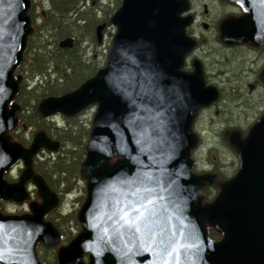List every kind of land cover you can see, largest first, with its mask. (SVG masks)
Wrapping results in <instances>:
<instances>
[{
	"label": "water",
	"instance_id": "95a60500",
	"mask_svg": "<svg viewBox=\"0 0 264 264\" xmlns=\"http://www.w3.org/2000/svg\"><path fill=\"white\" fill-rule=\"evenodd\" d=\"M235 1L247 14L222 23L224 43L264 44V0ZM30 7L31 0H0V199L17 202L28 196L32 156L42 146L58 148L42 133L29 149L8 135L18 123L15 71L32 32ZM189 9L188 0H123L112 18L118 31L106 67L77 91L41 103L45 116L75 115L98 104L81 168L88 179L78 214L83 230L59 250L58 264H264V116L238 142L237 175L214 202L199 200V187L211 177L192 171L198 138L191 128L219 90L206 85L199 61L194 73L183 70L196 44L186 33ZM105 27H97L99 43ZM59 46L72 48L74 39ZM113 157L121 159L110 166ZM20 159L27 169L19 183L9 184L4 174ZM34 182L43 202L31 205L32 214L0 211V264H42L37 243L60 241L45 221L58 196L42 177ZM133 219L136 224H129ZM206 223L223 233L221 241L212 242Z\"/></svg>",
	"mask_w": 264,
	"mask_h": 264
},
{
	"label": "rangeland",
	"instance_id": "374dc122",
	"mask_svg": "<svg viewBox=\"0 0 264 264\" xmlns=\"http://www.w3.org/2000/svg\"><path fill=\"white\" fill-rule=\"evenodd\" d=\"M34 1L36 4H41V6L36 5L35 12L37 18L35 19V23L42 27L43 20L41 16L44 15L45 11H49L50 6L47 0ZM230 1L233 2V0H190L192 4L191 8L189 12H186L184 15L186 16V14H191L193 17L194 15H197L198 18L196 23L193 22L187 27V29L189 28L192 31L191 35H187L196 41V45L192 51L187 53L185 57V65L189 67L190 70L188 71L193 72L195 71V61H199L202 67L203 75L206 66L208 73V81H206L209 85H214L219 88V96H221L215 104L203 107L192 125V130L202 140V144L197 148H194L195 152L193 153V160L196 167L193 171L194 173L201 175L204 172H208L213 169L215 170L217 164H221L222 169L220 170L222 172L224 171L227 175L226 177L237 175L241 165L240 154L237 147L238 142L244 140L243 135L248 134L250 128L255 124L254 122L264 113V82L261 79V72L262 69H264V44L253 46L243 43L239 46H227L220 39L222 36V21L227 18V16H235L234 18L243 16L240 6L235 5ZM117 2L118 0H102L100 4V0H98L96 4L93 5L92 0L89 3L86 1L85 5L80 6L81 8L79 11L80 13L92 11L89 13H94L96 19H102L100 24L106 23L108 25L109 20H111L113 14L117 11ZM120 2L123 3V0H120ZM97 5H102L104 8L100 9V11L96 10ZM98 24L99 23L95 21L91 30L88 31V40L85 35L82 36V34L80 39L77 37V33H75V38L78 40V50L82 54H86V58H84L85 60L91 59L95 62V64L99 63V66H105L107 64L108 56L113 48V41L117 33V28L113 24L108 25L104 31L102 43L99 44L96 41L97 35L95 32ZM74 31H77V29ZM40 33L43 35L45 32ZM54 34L55 32L51 35H43V39L49 40V50L51 51L57 48L59 42L54 40L51 41V36ZM195 37H197L199 41H197ZM58 39H61L60 36H58L56 40ZM40 44H43V40ZM243 60L246 61L243 62ZM239 65H246V71L241 72ZM243 73H247V75H244ZM56 78H58V76H53V79ZM37 83L39 82L36 81L34 84ZM42 89L43 88L41 87L40 90ZM97 110L98 104H92L79 112L76 115L77 117L73 119H77L79 124L85 121V124H90L89 127H91L92 130L93 120ZM47 121L49 123L54 122L57 127H62L67 124V119L62 114L52 116L48 118ZM43 125L44 122L41 126L42 128ZM228 127H232V130ZM37 129L38 128H30L28 133H25L28 139V145L31 142L33 143V139L37 135L36 133H38ZM214 129L218 130L214 131ZM83 139L86 140L84 137ZM59 149H61V146H59ZM40 153L42 154H40V157H37L36 159L42 161L46 158H53L56 155H50L46 151ZM31 169L36 174L33 165ZM25 170L26 166L24 162H22L21 167L19 166L15 168L11 171V174L7 178L5 175V178L7 180L10 179L15 181V184L19 183ZM203 175L211 177V184L206 185H212L215 176L210 174ZM32 178L33 177L27 181V186H29L30 191V199L32 202L42 203L41 201H43V198L39 195L38 188L33 183ZM73 181L75 184L73 189L66 194L57 190L55 191V193H57L60 197L59 204L56 209H59L64 215H72V212L74 211L79 214L82 204L87 198L86 190L88 179H82L77 175ZM13 203L16 204L17 202H10L6 200L5 204L8 208V213L5 215L21 216L31 214V203L27 201L16 205ZM46 216V219H50L51 212H49ZM67 224L64 225V231L66 233L65 241H67V238L71 239L73 237L74 239L83 230L81 224L79 223L78 225L75 220ZM214 230L218 233H222L217 229ZM59 243L57 245H51L54 246L52 247L53 250L48 252L43 251L42 247L39 248V258L43 256L49 261V264H58V252L60 248L68 245L65 242L64 244Z\"/></svg>",
	"mask_w": 264,
	"mask_h": 264
},
{
	"label": "trees",
	"instance_id": "16d2710c",
	"mask_svg": "<svg viewBox=\"0 0 264 264\" xmlns=\"http://www.w3.org/2000/svg\"><path fill=\"white\" fill-rule=\"evenodd\" d=\"M47 1L50 8L49 11H45L44 15L41 16L43 20V26L41 27L35 23V19L37 18L35 12L36 5L41 6V4H36L34 0H31L32 4L28 14L31 17L32 32L28 36L23 62L16 68L15 71V77L20 78L19 90L14 100V102L19 107V119L16 128L12 130L9 135L12 142H16L22 144L24 147H27L28 139L25 133H28L30 128H38V133L36 134L44 133L49 139L55 140V142L57 141L59 143L61 149L58 150L57 154L53 158H46L42 161L34 157L32 165L35 169L36 175L41 176L45 180L52 192L55 193L57 190L66 194L73 189L75 185L73 180L77 177V175L83 179L81 175V167L87 157V145L92 130L91 127H89L90 124H85V121L79 124L77 119H73L77 117L76 115H63L67 119V124L62 127H57L54 122L49 123L47 121L48 118L41 112L40 105L48 98H59L77 91L83 86V84L94 78L98 72L105 67L99 66V63L95 64V62H93L91 59L85 60L84 58H86V54L84 55L78 50V40L75 38V33H77V37L80 39L82 34V36L85 35L86 39L88 40V31L91 30L95 21L99 23L97 27L101 25L100 22L102 19H96L94 13H89L92 11L80 13V6L85 5L86 1L88 3L91 2V0ZM97 1L98 0H92V4L95 5ZM101 1L102 0H100V4ZM232 3L240 6L243 15L246 14L244 7L239 2L233 1ZM121 6L122 2L118 0L116 10L118 11ZM103 8L104 6L97 5L96 10L100 11V9ZM116 12L113 14V16L116 14ZM228 17L229 16H227V18ZM112 18L109 20L108 25L112 24ZM108 25L106 24V27ZM106 27L103 30V34ZM76 29L77 31H74ZM186 31L188 35L192 34V31L189 28ZM40 32H45L43 35H51L55 32V34L51 36V41H59L55 50H49V40L43 39V35H41ZM58 36H60V40H56ZM68 38L74 39V46L72 48H61L59 46L60 42ZM42 40L43 44H40ZM96 41L99 43L98 39ZM245 61L246 60H243V62ZM239 66L241 68V72L246 71V65ZM53 76H58V78L53 79ZM36 81L39 83L34 84ZM41 87L43 88L42 90H40ZM263 115L264 113L254 123L256 124ZM43 122L44 125L42 128L41 126ZM228 128H231L230 130H232V127ZM248 134H244L243 139H246ZM83 137L86 138V140H84ZM201 144L202 140L199 138L197 147ZM194 152L195 149L192 152V158H194ZM118 160V157L112 158L109 160V164L113 165ZM195 168L196 167L194 165L193 170ZM220 169H222L221 164H217L215 170L213 169L203 173L215 176L212 185L209 186L203 183L199 188V199L204 204H210L214 202L220 194L222 186L231 181V179L236 176H228V178L226 177L227 175L224 173V171L222 172ZM28 201L29 203L32 202L31 199ZM56 208L50 211L51 217L50 219L47 218L46 220L52 222L61 233L62 238L60 243L64 244V242L66 243L69 241L66 243L69 244L74 239L73 237L71 239L67 238V241H65L66 233L64 231V225L71 223L74 220L79 225L77 218L78 214L74 211L72 212V215H64L59 209ZM208 232L212 240L222 239V233H218L216 230H214V228H212V226H208ZM41 247L43 248V251L48 252L53 250L52 247L54 246L39 243L37 246V251ZM40 259L42 263L49 264V261L43 256Z\"/></svg>",
	"mask_w": 264,
	"mask_h": 264
},
{
	"label": "flooded vegetation",
	"instance_id": "af4514ba",
	"mask_svg": "<svg viewBox=\"0 0 264 264\" xmlns=\"http://www.w3.org/2000/svg\"><path fill=\"white\" fill-rule=\"evenodd\" d=\"M189 2H190V0H188ZM190 5H192L191 4V2H190ZM206 12H207V9H206ZM197 20H198V18H197V15H194V17H193V21H192V23L194 22V23H196L197 22ZM196 39H197V37H195ZM199 38V37H198ZM220 39L222 40V38L220 37ZM197 41H199L198 39H197ZM240 44H237V45H232V46H239ZM261 48V47H260ZM253 49H259V48H253ZM204 69V68H203ZM185 70H187V72H191V71H188V70H190L189 69V67H187L186 66V69ZM204 76H205V80H207L208 81V73H207V70H206V66H205V71H204ZM206 81V82H207ZM51 117V116H50ZM50 117H47V118H50ZM36 137V136H35ZM35 137H34V139H33V142H34V140H35ZM51 140V139H50ZM52 142H55V141H53V140H51ZM32 143V142H31ZM31 143L26 147V148H29V147H31ZM56 144H58V148H57V150H50V149H48L47 147H44V146H42L41 148H40V150H38L37 151V153L36 154H34L33 156H32V158H31V165H30V170H31V172H32V175L30 176V178L31 177H33L32 178V181H33V183L35 184V182H34V177H36V176H39V175H36L34 172H33V170L31 169V167H32V164H33V160H34V157L35 158H37V157H40V154H42V153H40V152H48L50 155H53V154H57V152H58V149H59V143L58 142H55ZM22 162H24V164H25V161L24 160H21V161H19V162H17V164H15L13 167H11L6 173H5V175H6V178L11 174V171H13L15 168H17V167H21V163ZM26 166V165H25ZM26 169H27V166H26ZM30 178H28L26 181H25V185H26V188H27V190L29 191V186H27V181H29L30 180ZM7 180V179H6ZM31 181V182H32ZM7 182L10 184V183H13V184H15L14 182L15 181H13V180H7ZM36 185V184H35ZM37 187V186H36ZM38 193H39V190H38ZM40 194V193H39ZM29 195H30V191H29ZM58 195V194H57ZM41 196V195H40ZM59 196V195H58ZM42 197V196H41ZM59 199H60V197H59ZM6 200L7 199H1L0 200V209H1V211L3 212V214H7L8 213V208H7V206H6ZM8 201H10V202H13L14 200H8ZM17 202V201H16ZM27 202H29L28 200H27ZM41 202H43V201H41ZM38 203H40V202H38ZM13 204H15V203H13ZM16 204H22V202H17ZM15 204V205H16ZM214 242H218L219 240H213Z\"/></svg>",
	"mask_w": 264,
	"mask_h": 264
},
{
	"label": "snow or ice",
	"instance_id": "6c2138e0",
	"mask_svg": "<svg viewBox=\"0 0 264 264\" xmlns=\"http://www.w3.org/2000/svg\"><path fill=\"white\" fill-rule=\"evenodd\" d=\"M149 202L151 203V201H149ZM143 215H144L143 213H140V216H141V217H143ZM129 224H131V225H135V224H136V220H135V219L130 220V221H129ZM136 230L139 231V228H137Z\"/></svg>",
	"mask_w": 264,
	"mask_h": 264
},
{
	"label": "bare ground",
	"instance_id": "6f19581e",
	"mask_svg": "<svg viewBox=\"0 0 264 264\" xmlns=\"http://www.w3.org/2000/svg\"><path fill=\"white\" fill-rule=\"evenodd\" d=\"M244 75H247V73H243ZM218 130V129H217ZM216 129H214V131H217Z\"/></svg>",
	"mask_w": 264,
	"mask_h": 264
}]
</instances>
